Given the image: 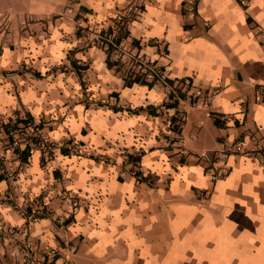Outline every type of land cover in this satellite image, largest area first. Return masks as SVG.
Masks as SVG:
<instances>
[{
	"label": "crops",
	"instance_id": "0c3cea01",
	"mask_svg": "<svg viewBox=\"0 0 264 264\" xmlns=\"http://www.w3.org/2000/svg\"><path fill=\"white\" fill-rule=\"evenodd\" d=\"M121 12L120 40L177 81L178 97L155 80L124 84L141 74L87 40L81 26L113 29ZM20 20L0 36V264H22L25 239L51 264H264V0H35ZM198 99L206 109L192 115ZM24 117L78 151L20 160L3 124ZM243 131L260 149L229 155L224 173L197 157L251 147ZM24 203L42 210L30 222Z\"/></svg>",
	"mask_w": 264,
	"mask_h": 264
},
{
	"label": "built area",
	"instance_id": "2783aa9c",
	"mask_svg": "<svg viewBox=\"0 0 264 264\" xmlns=\"http://www.w3.org/2000/svg\"><path fill=\"white\" fill-rule=\"evenodd\" d=\"M115 16L119 20L121 18V13H117ZM94 32L97 43L103 45V47H107V45L112 47L114 59H118L123 62L128 69L144 75L147 80H155L160 82L165 86L167 91H171L176 95V97H178V82L175 80L169 81L158 64L139 53L137 49H134L127 42H124L120 39L116 40L115 31L104 33L101 32L100 28L95 27ZM195 102L205 105L206 99H198ZM183 119L184 114L181 113L179 117L180 127L182 125L181 122ZM242 134L247 139L253 141L251 143V147H245L242 141H237L236 143L228 142L227 147L216 154L214 157L210 156L207 152H205L204 155L201 154L197 157L204 158L207 163L211 165H216V163H219L218 166H220L221 168L217 172L219 175L224 173L226 170V159L229 155L240 153L249 156L254 155L260 149L259 144L254 141V135L252 133L243 131ZM170 135L173 142L178 143L180 141L178 131L170 130ZM20 144H22V146L24 144H27L32 148H36L42 151L43 154H49V152L53 148H59L61 146H66L67 149H69V151L73 153L78 151V146L71 141L68 143H64L63 141H53L42 137L36 131L32 130L31 125L28 126L23 125L22 123H17L11 128V138L9 140V145L13 148L18 147ZM136 177L139 178L140 176L137 174ZM60 195L62 196V198L71 199L73 201L76 197L73 191L60 192ZM21 210L28 222L34 220L37 217L36 214L41 212L40 207H36L35 205L27 203H24V205L21 206ZM21 252L23 260L22 264H51L50 261L53 254H51L50 252L42 253L38 249V247L32 244L28 239L22 241Z\"/></svg>",
	"mask_w": 264,
	"mask_h": 264
},
{
	"label": "trees",
	"instance_id": "16d2710c",
	"mask_svg": "<svg viewBox=\"0 0 264 264\" xmlns=\"http://www.w3.org/2000/svg\"><path fill=\"white\" fill-rule=\"evenodd\" d=\"M184 4V1H182V5ZM182 12H184V9L182 8ZM246 19H248V16H246ZM125 23H126V19L125 18H120L116 24L113 26V29L112 28H108L106 30H103L101 32H104V33H108V32H111V31H115L116 33V40H119L121 36H123V34L126 33V28H125ZM103 46V45H102ZM105 51H106V64L107 65H110V62L107 61V56L109 55V53L111 54L112 53V47L107 45V47H104ZM114 60V59H113ZM118 59H115V62L117 61ZM70 63L75 66L76 65V62L74 60H69ZM86 65H80V66H75V68L77 70H81L83 68H85ZM32 73L33 75L35 76H40L39 72L37 71H34L32 70ZM143 79H146L144 78V75L141 74V78L140 77H134L133 79H124L123 83L124 84H129L130 82H133V81H136V82H139V83H146V84H150L152 83V81L154 80H148V81H144ZM147 80V79H146ZM169 80V79H168ZM179 87L177 86V92L179 91L178 89ZM171 91L170 93H168V95H171ZM177 101V98L176 99H173L172 101V105H175V102ZM98 104H102L100 103V101L97 102ZM115 109H117L118 107H114ZM216 119H214V122H215ZM17 123H22L23 125H31V128L32 130H36L39 126H40V123L37 122V123H31L29 121V119L27 117H24V118H14L13 120H10L8 119L4 124H3V127L5 130H7L8 127L10 126H14L16 125ZM180 122H179V116L175 115V114H172L170 116V123H169V129L171 131H178L180 132V126H179ZM34 138V136H33ZM61 148V147H60ZM32 147H30L29 145L27 144H24L22 146V148H18V147H13V150L17 153V156L20 160L24 161L26 160V158L29 156L30 154V151H31ZM62 149V148H61ZM60 149V150H61ZM62 151H65L64 149H62ZM41 154H42V151H40ZM132 158L133 161L137 160L138 159V154L137 155H131L130 156ZM40 162L43 161V155H40ZM42 211V210H41ZM39 213L36 214V216H38ZM67 221V219L64 220V222ZM55 256L52 255V259L50 261L53 262ZM45 264V263H44Z\"/></svg>",
	"mask_w": 264,
	"mask_h": 264
},
{
	"label": "rangeland",
	"instance_id": "374dc122",
	"mask_svg": "<svg viewBox=\"0 0 264 264\" xmlns=\"http://www.w3.org/2000/svg\"><path fill=\"white\" fill-rule=\"evenodd\" d=\"M34 1L35 0H0V33H2V35H0L1 37L4 38L6 33H9V31L11 30L10 24H9V22H7V20H9L11 23L19 21L20 16L23 14H26L27 10H29L34 5ZM37 2H39V0H37ZM66 8H69V10L67 11V9H66L65 11L71 13V10H70L71 7L67 6ZM131 12H133V11L131 10ZM55 15L58 16L57 13ZM129 16H130V12L125 13V14L121 12V18H124V17L127 18ZM8 17H12V18L9 19ZM40 19L41 18H29V19L24 18L23 20H20V21L31 22V21H38ZM116 20H118V19L116 18V16H114V18H113L114 23L117 22ZM74 25H76V24H74ZM81 27L88 34L87 36L89 37V39H87V40H89V42H91L93 44L99 45V43H97L96 39H95L94 28L95 27L102 28L103 26L100 23H98V21H94V22L89 21L84 26V28H83V26H81ZM79 29H80V27H78V30ZM171 33H172L171 36H174V34H175L174 30H172ZM29 34H31L33 36L34 32L29 33ZM0 41H1V39H0ZM199 105H202V104L199 103ZM204 109H206L205 105L199 106L198 108H193L192 109V115H193V112H197V111H201V110L204 111ZM203 127L207 128L209 130V127L206 123L203 124ZM213 140H215L213 133H209V137L206 139L205 143H209L211 141L213 142ZM204 153H205V150L199 152L198 154L204 155Z\"/></svg>",
	"mask_w": 264,
	"mask_h": 264
}]
</instances>
